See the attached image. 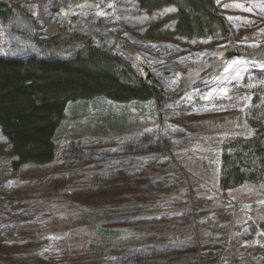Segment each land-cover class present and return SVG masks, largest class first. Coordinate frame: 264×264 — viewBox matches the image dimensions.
Masks as SVG:
<instances>
[{"label":"rangeland","instance_id":"374dc122","mask_svg":"<svg viewBox=\"0 0 264 264\" xmlns=\"http://www.w3.org/2000/svg\"><path fill=\"white\" fill-rule=\"evenodd\" d=\"M6 1L0 56L104 49L160 96L68 104L47 166L15 170L0 131V264H264V183H220L222 156L264 122V0H213L228 35L198 39L178 38L175 7Z\"/></svg>","mask_w":264,"mask_h":264},{"label":"trees","instance_id":"16d2710c","mask_svg":"<svg viewBox=\"0 0 264 264\" xmlns=\"http://www.w3.org/2000/svg\"><path fill=\"white\" fill-rule=\"evenodd\" d=\"M148 14L169 7L178 11V38L226 37L228 27L213 0H138ZM12 9L0 0V19ZM156 29V28H155ZM98 42H92V44ZM37 49H48L36 44ZM56 54V53H52ZM61 53L57 54L60 55ZM57 56L51 55L50 58ZM160 96L154 81L124 58L104 49L90 48L85 56L48 62L10 60L0 56V131L16 159L14 169L47 166L56 157L55 136L68 104L104 97L127 104ZM251 136L235 140L222 156L223 189L244 183H264V122L253 116ZM252 120V121H253Z\"/></svg>","mask_w":264,"mask_h":264}]
</instances>
